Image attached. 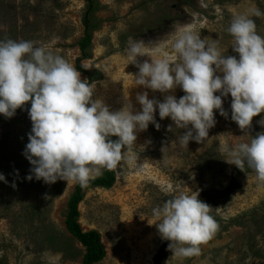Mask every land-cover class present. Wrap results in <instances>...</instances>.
<instances>
[{"label":"rangeland","instance_id":"374dc122","mask_svg":"<svg viewBox=\"0 0 264 264\" xmlns=\"http://www.w3.org/2000/svg\"><path fill=\"white\" fill-rule=\"evenodd\" d=\"M90 7L88 19L95 29L83 55L80 43ZM253 7L264 11V0H0V39L55 41L53 50L77 70L82 67L102 76L90 82L94 98L118 111L127 97L139 111L138 93L148 91L150 99L161 102L164 95L136 88L138 68L126 51L130 37L143 40L149 56L160 58L152 49L161 45L163 55L174 57L171 44L177 30H190L209 42L219 40L222 54L238 59L227 29L234 15ZM253 19L264 36V17ZM145 60L150 62L146 56L138 63ZM81 78L89 81L83 73ZM174 95L179 99L185 93L178 88ZM231 100L230 95L224 100L227 119L216 112L207 147V142L195 141L181 147L175 140L186 130L169 132V125H175L161 120L157 111L160 129L150 124L137 134L131 149L136 162L113 171L116 181L111 188L82 192L78 224L84 233H99L105 252L94 264H264V187L258 186L254 172L234 178L238 168L227 162L228 150L250 139L246 134L264 132L259 123L264 113L245 133L231 120ZM22 109L10 119L0 115V174L7 180L0 182V264H84L85 257L98 256L99 249L84 246L66 226L78 183L26 179L32 168L24 155L32 122ZM231 187L227 202L212 207L219 227L201 246V255L172 259L173 253L165 249L170 241L148 223H156L152 209L180 193L219 196Z\"/></svg>","mask_w":264,"mask_h":264},{"label":"clouds","instance_id":"9594fccd","mask_svg":"<svg viewBox=\"0 0 264 264\" xmlns=\"http://www.w3.org/2000/svg\"><path fill=\"white\" fill-rule=\"evenodd\" d=\"M253 17L264 11L253 7L233 16L227 31L233 38L236 56L223 55L219 40L209 42L190 30H177L171 50L174 57L161 53V45L149 56L143 40L129 38V60L138 68L136 88L159 92L163 102L150 99L149 92L136 95L137 111L124 98L123 107L113 111L102 98H94V84L49 43L0 39V115L12 118L18 109L30 104L32 130L24 155L32 165L29 181L35 177L46 184L58 180L78 183L86 188L104 171L134 164L131 149L137 134L150 124L157 130L161 120L170 119L168 131L186 130L175 142L188 147L191 141L208 143L209 130L215 127V114L225 117L224 100L231 96V120L245 133L253 119L264 113V36L257 31ZM149 57L138 63L139 58ZM176 62H173V60ZM185 95L177 99L176 89ZM219 93V95H217ZM264 127V120L259 121ZM247 142L232 146L228 163L255 173L258 186L264 187V132ZM112 137H118L113 140ZM143 165H141L142 167ZM0 182L7 183L3 174ZM198 191L180 193L152 209L153 224L162 239L170 241L172 259L200 256L201 246L218 230L213 208L202 201Z\"/></svg>","mask_w":264,"mask_h":264},{"label":"trees","instance_id":"16d2710c","mask_svg":"<svg viewBox=\"0 0 264 264\" xmlns=\"http://www.w3.org/2000/svg\"><path fill=\"white\" fill-rule=\"evenodd\" d=\"M92 11V7L89 9V13L86 15L85 21H84V26H85V37L83 41L80 43V48L83 53V55L86 54V50L91 47V40H92V34L91 31L95 29V26H93L90 21V13ZM78 71L86 75L89 79V82H94L97 80H101L102 76L99 74H96L95 72L88 71L87 69H83L82 67H78ZM31 107L30 104L25 106L22 110H25L26 113H28V109ZM113 140H115L112 137ZM247 173H253L251 169H248L245 167L244 169L240 170L237 169L234 171V178H236L239 175L242 174H247ZM116 181V176L113 171H107L102 177L97 178L89 183V185L86 188H82L79 184L77 185L75 192L73 196L71 197L69 201V214L68 218L66 221V226L69 232L77 239L79 240L84 246L89 247L92 244L98 247L99 249V255L96 257H92L91 255H87L84 259V264H94V262H99L103 259L105 252L104 249L101 245L100 241V235L97 232H89V233H84L83 230L81 229L80 225L78 224V216H79V211H78V205L82 202L84 199V196L82 192L88 188H106L109 189L111 188ZM234 187H231L230 189L226 190L223 192L221 195H210L203 193L199 196V198L206 202L209 206L215 208L224 205L229 196L231 190H233ZM169 248V242L166 245V248ZM160 264V262H159Z\"/></svg>","mask_w":264,"mask_h":264}]
</instances>
